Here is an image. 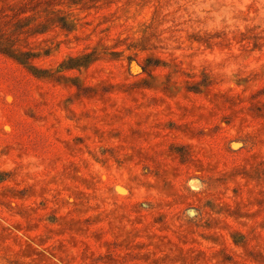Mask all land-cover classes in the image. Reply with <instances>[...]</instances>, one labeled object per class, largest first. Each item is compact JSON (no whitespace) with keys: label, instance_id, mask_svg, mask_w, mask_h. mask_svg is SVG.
I'll use <instances>...</instances> for the list:
<instances>
[{"label":"rangeland","instance_id":"obj_1","mask_svg":"<svg viewBox=\"0 0 264 264\" xmlns=\"http://www.w3.org/2000/svg\"><path fill=\"white\" fill-rule=\"evenodd\" d=\"M0 264H264V0H0Z\"/></svg>","mask_w":264,"mask_h":264}]
</instances>
